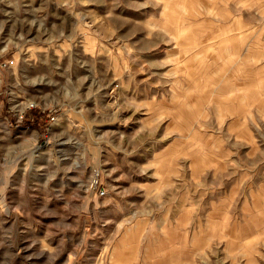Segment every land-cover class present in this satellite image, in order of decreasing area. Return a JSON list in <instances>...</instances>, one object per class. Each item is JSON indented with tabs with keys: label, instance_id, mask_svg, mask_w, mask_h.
Here are the masks:
<instances>
[{
	"label": "rangeland",
	"instance_id": "rangeland-1",
	"mask_svg": "<svg viewBox=\"0 0 264 264\" xmlns=\"http://www.w3.org/2000/svg\"><path fill=\"white\" fill-rule=\"evenodd\" d=\"M0 264H264V0H0Z\"/></svg>",
	"mask_w": 264,
	"mask_h": 264
},
{
	"label": "trees",
	"instance_id": "trees-1",
	"mask_svg": "<svg viewBox=\"0 0 264 264\" xmlns=\"http://www.w3.org/2000/svg\"><path fill=\"white\" fill-rule=\"evenodd\" d=\"M28 112H26L25 116H24V119H23V122L26 121L27 124H30V125H36L37 123L36 122H33L30 118V116L27 114Z\"/></svg>",
	"mask_w": 264,
	"mask_h": 264
}]
</instances>
